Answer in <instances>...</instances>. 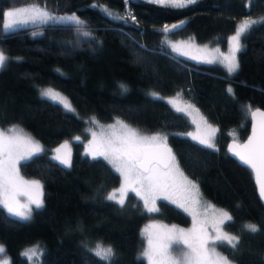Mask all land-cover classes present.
<instances>
[{
  "label": "trees",
  "instance_id": "16d2710c",
  "mask_svg": "<svg viewBox=\"0 0 264 264\" xmlns=\"http://www.w3.org/2000/svg\"><path fill=\"white\" fill-rule=\"evenodd\" d=\"M33 5L55 16L75 14L84 23L49 21L8 32L0 27V51L9 57L0 68V127L18 126L44 147L34 162L19 166L24 176L42 182L43 206L28 220L0 208V243L8 264H30L21 251L32 244L42 253L34 264H108L95 255L97 244L114 249L111 264H147L138 259L145 221L189 223L186 213L165 200H158L159 211L150 213L134 193H128L124 206L106 199L120 177L83 148L93 121L115 118L143 132L166 134L179 167L202 197L233 217L224 229L241 243L234 254L218 246L221 253L231 264H264V206L252 172L226 148L229 141L246 138L247 106L264 108V23L241 37L239 68L233 74L182 59L161 44L192 37L196 43L225 47L242 18L264 16V0H197L178 10L146 0H0V19L7 9ZM128 12L135 21L115 19ZM181 20L185 23L170 33L158 31ZM39 86L65 93L75 112L41 97ZM150 91L199 108L217 128L215 149L182 135L192 129L189 118ZM76 135L80 140L72 143L70 167L48 157L51 148ZM249 223L260 231L244 232Z\"/></svg>",
  "mask_w": 264,
  "mask_h": 264
},
{
  "label": "snow or ice",
  "instance_id": "6c2138e0",
  "mask_svg": "<svg viewBox=\"0 0 264 264\" xmlns=\"http://www.w3.org/2000/svg\"><path fill=\"white\" fill-rule=\"evenodd\" d=\"M146 2L178 10L196 4L197 0H146ZM104 11L108 16L113 15L107 9H104ZM129 18L133 21L136 20L131 12H128L124 17H115V19L125 21ZM37 21L45 24L49 21L84 23L75 14L55 16L33 5L30 8H16L5 11L3 18L0 19V27L8 32L20 25L36 23ZM184 23L185 21L181 20L178 24L164 25L158 31L165 34L170 33L180 28ZM258 23H264V17L259 20H243L238 25L235 35L230 38L232 41L231 54L225 57L228 73H234L239 68L236 53L243 48L240 43L241 37L247 35L252 27ZM33 35H36V33H33ZM161 44L169 46L173 53L184 56L189 55L187 52H182L179 45L172 44L167 40L161 41ZM161 54H163V50ZM192 58L199 59L198 57ZM8 60L9 57L3 51H0V68L4 67ZM121 87L124 88L125 86L121 85ZM227 91L231 93L232 89L228 88ZM151 95L162 99L157 93ZM177 95L179 96V94ZM41 96L62 105L69 112L74 111L68 100L51 88L41 90ZM169 103L175 107L177 101L172 99ZM187 107H191V105ZM176 110L184 111L179 107ZM246 110L253 119L260 117V120L257 124H254L253 134L248 138L247 143L244 145L234 143L230 150L250 172L254 173L256 183L259 186V196L264 200V111L258 108L253 111L251 106H247ZM93 122L95 123V121ZM214 131L215 129H212L209 136ZM92 136L93 141L90 142L87 153L93 159L102 157L122 178L121 186L110 192L106 197L107 200L124 206L125 197L131 192L143 201L144 209L152 213L159 211L156 202L157 199L163 198L170 200L172 204L193 218V228L191 230L185 231L175 225L170 228L160 226L163 231L154 235L149 234L148 246L140 253L138 259L146 258L148 264H231L228 256L217 252L216 247H224L230 250V254H234L238 250L241 243L240 237L223 230L225 225L233 221V217L227 211L215 209L213 205L205 202L203 205L205 211L207 209L213 210L211 223L214 235L208 233L207 220L197 224V217L200 214L198 208L201 206L198 185L189 180L180 170L175 155L167 145L168 137L166 134L146 135L124 121L116 119L114 124L108 125L106 129H101L98 141L97 133L93 132ZM76 139L78 140L79 137ZM193 139H199L200 143L207 147H215L210 139L195 136ZM67 147L68 142H65L57 148L55 151L58 155L55 159L62 165L70 167V154L68 152H65L64 155L59 154L62 149H67ZM43 151L39 142L18 126H13L7 131H0V208L6 210L8 215L27 220L31 217L33 205L36 209L43 206V186L41 182L39 180H24L19 172V166L22 162H34ZM21 195L27 197L25 203H21L18 199ZM145 231L147 232V229ZM243 231L258 233L260 228L256 224L249 223L243 225ZM174 248L179 253L177 256L171 254ZM38 251L37 247H33L27 249L22 255L30 261V264H34ZM93 251L97 257L108 262V264H111V261L115 258V251L111 246L104 247L97 244ZM3 252L4 248L0 245V253ZM0 264H8V261H0Z\"/></svg>",
  "mask_w": 264,
  "mask_h": 264
},
{
  "label": "rangeland",
  "instance_id": "374dc122",
  "mask_svg": "<svg viewBox=\"0 0 264 264\" xmlns=\"http://www.w3.org/2000/svg\"><path fill=\"white\" fill-rule=\"evenodd\" d=\"M17 8V7H16ZM16 8H10V9H16ZM19 8H30V7H19ZM41 9V8H40ZM9 10V9H7ZM6 10V11H7ZM43 10V9H42ZM50 14V13H49ZM54 15V14H53ZM264 17V16H262ZM261 18V17H260ZM259 18V19H260ZM245 19H250V18H242L241 21L238 23V25ZM254 19V18H252ZM259 19H255V20H259ZM41 23L40 21H37L36 23H28V24H24V25H20L18 26L17 28H20V27H26V26H32V25H35V24H39ZM237 25V27H238ZM236 27V29H237ZM236 29L234 30L233 33H231V35L227 38V44L225 47H219V46H216V45H209V44H203V43H196L195 40L192 38V37H188V38H175V39H170L169 42H171L172 44H177L181 47V51L182 52H187L189 53L188 56H184V55H181L179 53H175L177 56H179L180 58L182 59H185V60H190L191 62L195 63V64H203V65H208V66H211V65H218L220 66L221 68H223L226 73H228L227 71V68H226V61H225V57L229 56L231 54V47H232V41H231V37L233 35H235L236 33ZM240 43L242 45V41L240 40ZM171 49V48H170ZM237 55H238V52L236 53V59H237ZM192 57H198L199 59H193ZM228 74H233V73H228ZM48 88H51L53 89L54 91L56 92H59L62 96H64L68 102L71 104L72 106V109H74V111H71V112H75V108L72 104V102L69 100V98L65 95V93H63L62 91L56 89V88H53V87H50V86H39L38 87V94L41 96V90L43 89H48ZM152 93H157L159 97H162V100H164L166 103H168L175 111L177 107L179 108H182L184 109V111H178V112H181L183 114H185L190 122L192 123V129L186 131V132H183L182 135L188 137L189 139L191 140H194L196 141L197 143L201 144L199 139H193V137H200L202 139H210L211 140V143H213L216 147V133H217V128L215 126V124L213 125L212 123H210L206 117H204V115L201 113V111L199 110V108L195 107L192 103H188V102H185L183 100H181L180 98L176 97V96H167V95H162L160 94L159 92L157 91H150L148 92V94L152 97H154L153 95H151ZM42 97V96H41ZM45 98V97H43ZM156 98V97H155ZM47 99V98H46ZM172 99H176L177 101V104L176 106L174 107L171 103H169L170 100ZM49 100V99H48ZM188 105H191V107H187ZM62 106V105H61ZM63 107V106H62ZM64 109V108H63ZM116 119H120V118H115L112 122H108V123H102V122H92V125H90L89 129H88V132H89V138L87 139V141L85 142L84 144V148H83V153L85 155H87L88 157L92 158L91 155H89L87 153V149L90 145V142L93 141V136H92V133L95 132L97 133V141L99 140L100 138V134H101V129H106L108 125H111V124H114ZM122 120V119H120ZM124 121V120H122ZM126 124H128L129 126L133 127V128H136L134 127L133 125L129 124L128 122L124 121ZM13 126H10L8 127L7 129H3L0 127V131H7L8 129L12 128ZM138 129V128H136ZM212 129H215L214 133H211V136H209V133L211 132ZM139 130V129H138ZM141 133L143 134H146V135H153V134H156V133H147V132H143L141 130H139ZM25 133H27L26 131H24ZM28 135H30L29 133H27ZM31 136V135H30ZM32 137V136H31ZM79 137L78 140H80V136L76 135V136H73L69 139H66V140H63L61 141L59 144H57L56 146H54L53 148H51L50 152L47 154L48 157L54 161H56L57 163L61 164L58 160L55 159V157L58 155L57 152L55 151L57 148H59L62 144H64L65 142H68V147L67 149H62L61 150V153H59L60 155H64L65 152H68L70 154V157H71V151H72V143L75 142V141H78L76 138ZM34 140H36L34 137H32ZM38 141V140H36ZM39 142V141H38ZM39 144L41 145L42 149L44 150V147L43 145L39 142ZM202 146H204V144H201ZM206 146V145H205ZM215 147H212V149H215ZM210 148V147H209ZM98 158H102V157H98ZM103 159V158H102ZM62 165V164H61ZM64 167H68V166H65V165H62ZM181 170V168H180ZM182 171V170H181ZM19 172H20V169H19ZM183 172V171H182ZM119 175V174H118ZM185 175V174H184ZM20 176L23 177L24 180H28V181H31V180H39L38 178H34V177H26L24 176L21 172H20ZM186 176V175H185ZM120 177V176H119ZM189 179V178H188ZM191 180V179H189ZM40 181V180H39ZM192 181V180H191ZM41 182V181H40ZM194 182V181H193ZM121 183H122V178L120 177V184L116 187V188H113L112 190H110L108 192V194L110 192H112L114 189H118L120 186H121ZM195 183V182H194ZM42 184V182H41ZM196 184V183H195ZM197 185V184H196ZM131 193V192H129ZM200 193V200H201V206L198 208V211H199V216L197 217V224H199L200 222L202 221H205L207 220L208 223H207V230H208V233L209 235H214V229L212 227V219H213V210L212 209H207V211H205V208H204V204L205 202L207 204H211L215 207V209H218V210H224L223 208L219 207L218 205H214L212 202H209L208 200H205L203 197H202V194L201 192L199 191ZM107 194V196H108ZM106 196V197H107ZM139 198V197H138ZM18 199L20 200L21 203H25L27 201V197L24 196V195H21L18 197ZM126 199V197H125ZM140 199V198H139ZM158 200H165L163 198H159L157 199V202ZM165 201H168L169 203H171L170 200H165ZM142 204H143V201H141ZM157 202H156V207H157ZM174 205V204H173ZM176 206V205H175ZM33 211L35 208V206L33 205ZM177 207V206H176ZM182 210V209H181ZM6 211V210H5ZM32 211V212H33ZM183 211V210H182ZM226 211V210H224ZM184 212V211H183ZM185 213V212H184ZM229 213V212H228ZM189 217V223L187 225H179V224H176V223H163L161 222L160 220L158 219H149L147 221H145L142 226H141V234H142V237L144 239V244H143V247L141 249V252L147 248V239H148V235L149 234H156L157 232H161L163 231V229L160 227V226H168L169 228L172 227L173 225H175L177 228H180V229H184L185 231H188V230H191L193 228V218L191 215H189L188 213H186ZM230 214V213H229ZM32 215V213H31ZM11 216V215H10ZM14 218H17V219H20V220H24L22 218H19V217H15V216H12ZM28 220V219H27ZM152 226H155V227H152ZM147 229V232L145 231ZM223 230L225 232H227L224 227H223ZM228 233V232H227ZM231 235H233L232 233H229ZM0 245H2L0 243ZM3 246V245H2ZM33 247H37L38 248V253H37V257L35 258V260L39 257L40 255V247L38 244H32V245H29V246H26L23 248V250L21 251V254L24 253L27 249H30V248H33ZM105 247V246H104ZM216 251L221 253L220 249L218 248V246L216 247ZM140 252V253H141ZM171 254L173 256H177L179 253L175 250V248L172 250ZM222 254V253H221ZM3 260H7L9 261L8 259V255L5 253V251L3 253H0V261H3ZM146 261V263L148 264V261L147 259L145 258L144 259Z\"/></svg>",
  "mask_w": 264,
  "mask_h": 264
},
{
  "label": "water",
  "instance_id": "95a60500",
  "mask_svg": "<svg viewBox=\"0 0 264 264\" xmlns=\"http://www.w3.org/2000/svg\"><path fill=\"white\" fill-rule=\"evenodd\" d=\"M260 109L261 111H264V108H262V107H259V106H256V107H253V108H251L253 111H255L256 109ZM249 115H250V113H249ZM260 120V117H257V118H255V119H253L252 118V116L250 115V122H249V126H250V128H249V131H248V133H247V135H246V138L244 139V140H242V141H229L228 143H227V145H226V148H227V151H228V154L230 155V157L232 158V159H234L236 162H238L241 166H243V167H245L240 161H239V159L237 158V157H235L233 154H232V152H231V150H230V148H231V146L235 143V144H237V145H244L245 143H247V141H248V138L250 137V136H252V134H253V126H254V124H257V122ZM167 145H168V147L169 148H171L170 146H169V144L167 143ZM172 150V149H171ZM173 152V151H172ZM247 168V167H246ZM248 169V168H247ZM252 176H253V179H254V185H255V190H256V193H257V196H258V199L261 201V203H262V205L264 206V200H262L261 198H260V196H259V186H258V184L256 183V180H255V175H254V173H252Z\"/></svg>",
  "mask_w": 264,
  "mask_h": 264
}]
</instances>
